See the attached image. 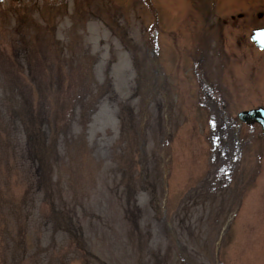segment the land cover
Listing matches in <instances>:
<instances>
[{
  "label": "rangeland",
  "instance_id": "obj_1",
  "mask_svg": "<svg viewBox=\"0 0 264 264\" xmlns=\"http://www.w3.org/2000/svg\"><path fill=\"white\" fill-rule=\"evenodd\" d=\"M0 1V264H264V0ZM232 17H234L232 19Z\"/></svg>",
  "mask_w": 264,
  "mask_h": 264
},
{
  "label": "water",
  "instance_id": "obj_2",
  "mask_svg": "<svg viewBox=\"0 0 264 264\" xmlns=\"http://www.w3.org/2000/svg\"><path fill=\"white\" fill-rule=\"evenodd\" d=\"M7 2L9 4V3H19L24 1L7 0ZM261 32H264V28L253 30L250 39L258 48L264 49V43L261 42L262 39H264V37L257 36V33H261ZM237 117L241 122L247 123L249 125L254 123L260 124L262 126V131L264 134V108H256V109L241 111L238 113Z\"/></svg>",
  "mask_w": 264,
  "mask_h": 264
},
{
  "label": "snow or ice",
  "instance_id": "obj_3",
  "mask_svg": "<svg viewBox=\"0 0 264 264\" xmlns=\"http://www.w3.org/2000/svg\"><path fill=\"white\" fill-rule=\"evenodd\" d=\"M257 36L264 37V32L257 33ZM261 42H262V43H264V39H262V41H261Z\"/></svg>",
  "mask_w": 264,
  "mask_h": 264
},
{
  "label": "flooded vegetation",
  "instance_id": "obj_4",
  "mask_svg": "<svg viewBox=\"0 0 264 264\" xmlns=\"http://www.w3.org/2000/svg\"><path fill=\"white\" fill-rule=\"evenodd\" d=\"M234 17H232V19H233ZM258 125V124H257ZM260 126V125H259ZM261 132H262V130H261Z\"/></svg>",
  "mask_w": 264,
  "mask_h": 264
}]
</instances>
